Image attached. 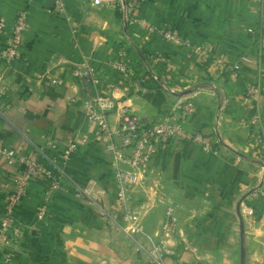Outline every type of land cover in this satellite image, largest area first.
Masks as SVG:
<instances>
[{
    "label": "crops",
    "instance_id": "0c3cea01",
    "mask_svg": "<svg viewBox=\"0 0 264 264\" xmlns=\"http://www.w3.org/2000/svg\"><path fill=\"white\" fill-rule=\"evenodd\" d=\"M49 1L0 0L8 24L0 36V86L7 89L0 98V145L16 153L12 161L0 155V219L21 157L46 167L57 160L62 175L49 199L50 180L33 182L16 208L23 236L0 245V264H152L135 248L144 239L100 212L119 209L109 140L88 121L85 107L98 93L153 120L164 119L181 98L196 105L183 113V123L207 144H160L133 194L136 205H147L141 223L154 237L168 204L175 206L179 229L168 240L177 254L170 263L264 264L260 3L149 0L128 20L118 7L66 0L62 12ZM22 11L27 29L16 57L7 60L1 52ZM165 30L184 43L166 39ZM244 57L251 62L242 63ZM121 59L127 72L112 64ZM82 62L95 69L89 83L73 75ZM119 121L117 107L110 114L115 131ZM73 142L77 149L64 158ZM42 205L47 213L40 219Z\"/></svg>",
    "mask_w": 264,
    "mask_h": 264
},
{
    "label": "built area",
    "instance_id": "2783aa9c",
    "mask_svg": "<svg viewBox=\"0 0 264 264\" xmlns=\"http://www.w3.org/2000/svg\"><path fill=\"white\" fill-rule=\"evenodd\" d=\"M60 11L66 10V0H55ZM91 2L97 7L115 8L118 7L126 19H132L137 10L149 0H81ZM260 3L261 12L264 17V0H252ZM145 25V21H141ZM28 17L22 11L11 27V34L7 39L8 46L1 52L7 60L14 59L22 45L24 33L27 29ZM8 28L6 18L0 13V36ZM264 33V25L262 26ZM251 31H253L251 29ZM164 37L172 42L182 44L184 41L177 33L170 30L163 31ZM251 62V59L244 57L242 63ZM222 63V61H220ZM121 71L127 72L128 65L125 61L118 60L112 63ZM241 65H236L240 68ZM73 75L81 81L89 83L94 80L95 69L88 63L82 62L73 70ZM7 89L0 86V98L4 96ZM88 121L95 125L99 131L106 135L109 140V149L113 153V170L116 180V198L118 212L109 208L100 209L106 221L111 224L123 225L124 231H132L140 235L144 241L135 240L136 250L150 260L152 264H171V258L175 257L177 251L175 246L169 242L179 229L178 217L175 206L170 202L166 209V218L162 224L160 235L148 234L142 223L143 210L147 205H136L133 201V194L136 186L144 182L143 176L150 167V162L158 151L160 144H169L175 139L193 140L198 143L207 144L206 138L201 133L188 131L183 123V113L196 111L194 102L181 98L172 106L166 117L162 120H153L141 116L135 110L127 106L118 105L114 99L96 94L86 101ZM120 113L118 130H114L110 122L111 112L117 108ZM1 115V109H0ZM117 136V138H116ZM78 143H70L63 157L69 158L71 153L77 149ZM0 155L12 161L16 157L13 150L0 145ZM23 169L18 174L14 191L9 194L4 202V214L0 219V243L8 240L19 241L23 236V227L16 218V208L21 204L33 182L40 176L50 180L48 199L62 187V175L58 173L57 160L52 166L46 167L30 157H21ZM264 171V161H263ZM47 206L42 205L39 209V218L43 219L47 213ZM121 223V224H120Z\"/></svg>",
    "mask_w": 264,
    "mask_h": 264
},
{
    "label": "water",
    "instance_id": "95a60500",
    "mask_svg": "<svg viewBox=\"0 0 264 264\" xmlns=\"http://www.w3.org/2000/svg\"><path fill=\"white\" fill-rule=\"evenodd\" d=\"M49 3L51 4V7H55V5H56V1L55 0H50ZM49 250H50L49 245H45L44 246V251L48 252Z\"/></svg>",
    "mask_w": 264,
    "mask_h": 264
},
{
    "label": "rangeland",
    "instance_id": "374dc122",
    "mask_svg": "<svg viewBox=\"0 0 264 264\" xmlns=\"http://www.w3.org/2000/svg\"><path fill=\"white\" fill-rule=\"evenodd\" d=\"M138 113V112H137ZM102 215V214H101ZM103 216V215H102ZM109 223H111V222H109ZM112 225H115V224H112ZM137 240V239H136ZM13 242H17V241H13ZM134 243H135V241H134ZM0 245L3 247V245H4V243H0ZM136 248V247H135ZM6 261L7 262H9V258L6 256ZM9 264H13L11 261L9 262Z\"/></svg>",
    "mask_w": 264,
    "mask_h": 264
}]
</instances>
